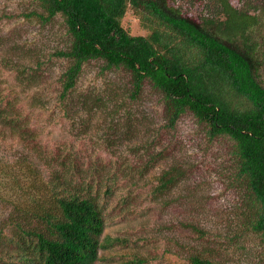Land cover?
I'll return each instance as SVG.
<instances>
[{
	"label": "rangeland",
	"instance_id": "374dc122",
	"mask_svg": "<svg viewBox=\"0 0 264 264\" xmlns=\"http://www.w3.org/2000/svg\"><path fill=\"white\" fill-rule=\"evenodd\" d=\"M33 5L0 0V229L12 233V220H21L15 208H26L41 194L29 163L45 176L60 174L73 183L77 178L69 172L76 161L91 194L98 195L102 237L127 240L101 249L96 264H124L134 255L149 257L151 264H190L189 256L203 254L217 264H264L259 236H233L238 195L218 174L225 146L200 147L202 126L189 114L168 127L156 91L145 85L131 99L120 85L123 74L102 73L96 62L83 64L61 103L59 77L69 61L53 52L66 45V26L59 15L48 23L25 16ZM122 24L130 34L146 33L132 9ZM12 115L23 125L10 123ZM148 159L153 161L143 169ZM174 165L182 176L163 194L153 193L158 175ZM5 249L0 243V264H11Z\"/></svg>",
	"mask_w": 264,
	"mask_h": 264
},
{
	"label": "trees",
	"instance_id": "16d2710c",
	"mask_svg": "<svg viewBox=\"0 0 264 264\" xmlns=\"http://www.w3.org/2000/svg\"><path fill=\"white\" fill-rule=\"evenodd\" d=\"M33 3L25 16L48 23L59 15L66 26V45L53 52L69 61L59 77L60 102L67 100L87 62L100 64L102 73L120 71L125 79L120 85L127 86L131 99H137L149 85L160 95L168 127L189 114L202 126L200 147L225 146L218 174L239 196L233 195V236L251 233L264 241V0ZM128 9L135 11L145 34H130L123 26ZM104 95L98 97L99 102H104ZM3 111L0 105V117ZM9 121L23 125L18 115ZM152 161L148 159L143 169ZM78 166L76 161L71 163L69 174L77 178L71 183L60 174L45 176L28 164L33 180L42 185L41 194L31 197L26 208H15L21 220H12V233L0 229L8 262L96 264L101 249L127 241L102 237L104 216L98 195L91 194L90 180L84 181ZM178 169L174 165L163 170L153 193L168 191L182 176ZM103 193H110L109 185ZM188 259L190 264H217L205 254ZM151 263L149 257L134 255L124 264Z\"/></svg>",
	"mask_w": 264,
	"mask_h": 264
}]
</instances>
